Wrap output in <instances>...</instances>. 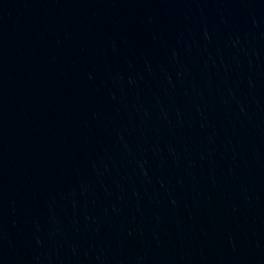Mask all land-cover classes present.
<instances>
[{
	"label": "water",
	"instance_id": "95a60500",
	"mask_svg": "<svg viewBox=\"0 0 264 264\" xmlns=\"http://www.w3.org/2000/svg\"><path fill=\"white\" fill-rule=\"evenodd\" d=\"M0 264H264V0H0Z\"/></svg>",
	"mask_w": 264,
	"mask_h": 264
}]
</instances>
